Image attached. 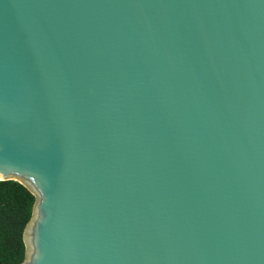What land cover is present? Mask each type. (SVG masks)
I'll return each mask as SVG.
<instances>
[{
    "label": "water",
    "instance_id": "95a60500",
    "mask_svg": "<svg viewBox=\"0 0 264 264\" xmlns=\"http://www.w3.org/2000/svg\"><path fill=\"white\" fill-rule=\"evenodd\" d=\"M0 180L21 264H264V0H0Z\"/></svg>",
    "mask_w": 264,
    "mask_h": 264
},
{
    "label": "trees",
    "instance_id": "16d2710c",
    "mask_svg": "<svg viewBox=\"0 0 264 264\" xmlns=\"http://www.w3.org/2000/svg\"><path fill=\"white\" fill-rule=\"evenodd\" d=\"M35 202V196L20 182L0 180V264H21L25 260L24 233Z\"/></svg>",
    "mask_w": 264,
    "mask_h": 264
},
{
    "label": "rangeland",
    "instance_id": "374dc122",
    "mask_svg": "<svg viewBox=\"0 0 264 264\" xmlns=\"http://www.w3.org/2000/svg\"><path fill=\"white\" fill-rule=\"evenodd\" d=\"M26 185V184H25ZM27 186V185H26ZM25 232H26V230H25ZM24 242H25V233H24ZM26 243V242H25ZM27 248H28V246H27V244H26V252H27ZM26 256H27V253H26Z\"/></svg>",
    "mask_w": 264,
    "mask_h": 264
}]
</instances>
